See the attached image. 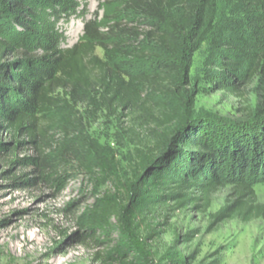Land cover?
Listing matches in <instances>:
<instances>
[{
  "label": "trees",
  "instance_id": "16d2710c",
  "mask_svg": "<svg viewBox=\"0 0 264 264\" xmlns=\"http://www.w3.org/2000/svg\"><path fill=\"white\" fill-rule=\"evenodd\" d=\"M112 5L116 10L105 27L97 18L86 22L83 40L65 50L58 25L77 16L78 0H0V133L17 145H34L40 179L54 182L48 173L61 165L50 163L46 152L54 147L55 132L68 135L80 127V106L105 105L111 113L146 117L168 131L159 150L142 154V174L125 207L112 198L101 200L88 230L105 232L111 217L136 221L163 206L206 211L213 195L226 188L231 200L213 216L215 223L264 220L255 190L264 183V104L249 121L208 123L194 116L198 93L182 95L180 66L171 60L183 56L188 73L193 55L206 45L211 88L245 101V88L257 79L264 90V0H112ZM185 35L196 44L188 55ZM148 59L153 66L139 67ZM156 99H165L156 106L158 117L150 110ZM136 250L120 243L103 262L146 264L141 257L128 261Z\"/></svg>",
  "mask_w": 264,
  "mask_h": 264
},
{
  "label": "rangeland",
  "instance_id": "374dc122",
  "mask_svg": "<svg viewBox=\"0 0 264 264\" xmlns=\"http://www.w3.org/2000/svg\"><path fill=\"white\" fill-rule=\"evenodd\" d=\"M78 1L77 16L58 25L65 50L83 40L86 22L97 18L105 27L107 17L116 10L112 0ZM173 23L178 24V19ZM182 43L186 55L196 47L186 35ZM97 54L104 58L102 50ZM206 57L204 45L193 55L188 73L183 56L171 59L180 66L182 95L198 93L194 116L208 123L251 120V113L264 104L261 80L245 88L246 101L215 90L205 78ZM152 61L140 62L139 67L153 66ZM158 101L165 103L156 99L150 106L156 117ZM76 112L80 127L68 135L55 132L54 147L46 152L50 163L61 165L48 173L54 182L40 179L36 171L40 156L34 145H17L9 134L0 133V264H106L104 255L126 242L138 247L129 262L141 257L146 264H264L263 219L249 224L238 219L213 220L231 200L230 188L215 193L206 211L163 206L148 210L136 221L127 215L111 217L105 232L88 230L104 204L101 200L112 198L125 207L142 174V154L159 150L168 131L146 117L114 114L101 104H86ZM255 190L258 202L264 204V183L256 184Z\"/></svg>",
  "mask_w": 264,
  "mask_h": 264
}]
</instances>
